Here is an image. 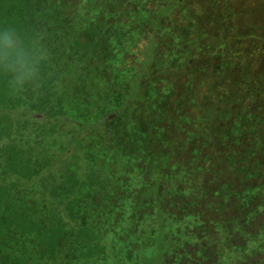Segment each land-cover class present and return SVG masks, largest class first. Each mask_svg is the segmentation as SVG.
Listing matches in <instances>:
<instances>
[{
  "label": "trees",
  "instance_id": "16d2710c",
  "mask_svg": "<svg viewBox=\"0 0 264 264\" xmlns=\"http://www.w3.org/2000/svg\"><path fill=\"white\" fill-rule=\"evenodd\" d=\"M245 1L238 0V8ZM229 2L0 0V28L14 27L17 43L27 41L40 59L36 79L20 91L9 90L0 59V147L11 145L13 154L26 156L34 169L24 174L25 185L37 187L38 196H51L44 220L37 211L44 205L36 208L25 197L20 200L23 181L11 185L14 191L6 199L0 191V229L5 228L0 252L12 259L3 263L99 264L101 257L95 262L93 255L104 249L112 230L137 232L147 219L152 226L166 220L161 217L193 218L206 236L215 234L217 225L247 223L248 212L260 203L256 198L244 207L247 190L264 182L247 174L253 168L252 142L264 137V30L257 37L260 57L252 58L251 41L246 43L242 32L236 38L219 35L220 44L212 45L208 31L197 27L209 13L228 12ZM169 9L179 23L171 15L163 24L173 23L172 34L158 31L172 42L182 33L183 45L174 46L193 47L181 70L167 68L155 78L158 105L151 107L146 94L128 104L104 102L102 91L111 97L119 88L114 82L101 90L95 66L108 48L93 26L123 28L139 19L132 26L140 27L145 22L140 14L154 18ZM155 26L151 20L150 27ZM140 47L139 58L145 49ZM194 48L204 51L196 55ZM116 51L122 50L106 53ZM34 113L49 120L41 124ZM247 115H252L254 130L235 136V126L246 125ZM70 125L76 129L68 138ZM62 136L67 150L47 142ZM257 157L264 164V147ZM45 168L49 173H43ZM2 174L18 173L6 169ZM115 236L121 239L119 233Z\"/></svg>",
  "mask_w": 264,
  "mask_h": 264
},
{
  "label": "rangeland",
  "instance_id": "374dc122",
  "mask_svg": "<svg viewBox=\"0 0 264 264\" xmlns=\"http://www.w3.org/2000/svg\"><path fill=\"white\" fill-rule=\"evenodd\" d=\"M237 2L238 0H230L228 12L223 10L209 13L197 26L198 30L202 26L208 31L212 45L220 44L221 41L218 42L219 35L235 36L234 38H236L242 32L245 37L249 36L250 31L247 30L249 29V23H251L250 19L254 15L248 13L246 15L247 18L244 11L242 12L240 7L238 8ZM174 12L171 9L167 12L162 10L154 18L146 17L148 14H140L142 18L145 17L146 22L143 25L141 24L140 27L132 26L133 23L138 24L139 19H132L133 23L123 28L117 24L114 26L113 24L108 25V23H99V25L93 26L96 27L93 32H95L97 39L100 41L101 38H104L107 44L103 47L108 48L99 54V65L95 66V70L98 73L97 79L100 82L99 84L103 86L101 90L106 88V84H114V82L118 83L117 87L119 88V91L111 95V97L106 91H102V100L104 102L117 103L123 100L122 102L128 104L138 95L146 94L151 107L158 105L159 88L156 86V81L161 77L160 74L167 68L181 70L192 54V43L188 46L189 49H184L182 46H174V44H182L184 42L182 33L177 34V37L173 36V42L165 36V34H172L173 29L170 28V25L173 23L164 25L163 22L166 17L169 18ZM106 15L111 16L110 13ZM172 17L179 23L178 16L172 15ZM257 19L259 22H264V12ZM151 20L156 23L157 27H150ZM146 25H149V27H146ZM73 27L74 25L71 26V30L74 29ZM157 28L159 30L163 28L165 34L158 31ZM145 40L146 44L143 43V46L140 47V44ZM139 47L145 48L141 58L137 55L141 54ZM118 48L122 51H116L117 53L114 52V54L106 53ZM136 48L137 50H135ZM194 50L196 55L204 51L197 48H194ZM86 66L89 69L93 68L90 63H87ZM208 71H212V66H208ZM157 76L159 78L155 80ZM144 86L145 88H143ZM59 95L62 96V94ZM106 108H109V106L104 107V109ZM28 109L34 111L32 106H28ZM52 111L55 112V110ZM35 115L36 117L39 116L36 119H39L40 123L43 120L44 122L49 120L43 114L34 113L33 116ZM251 116H246L248 117L244 120L246 125L239 124L235 126L238 129V132H234L235 136L246 130H254L255 127L250 123L252 122L249 118ZM66 128L65 133L67 132V136L70 138L76 128L73 125ZM64 139V136L61 138L53 137L52 140L47 142L67 150L68 144L65 145L63 143ZM27 140L25 137L21 144L23 145ZM234 141L238 142L239 138H235ZM252 143L250 151L253 157H251L249 162L253 160V168L247 174L253 178L260 177V179H264V164L260 163L257 157L260 148L264 147V137ZM6 147V149L3 146L0 147V152H5L0 153V157L2 156L0 158V191L5 196L4 199H6V193L11 194L14 191L11 185L21 183L20 181H23V185H25L24 174L30 175L34 169L32 165H29L30 163L26 156L21 153L18 155L16 153L13 154L14 150L11 145ZM6 155H10L12 159L7 158ZM245 159L242 158L241 161L245 162ZM234 161L235 165H237V160L235 159ZM6 169L15 171L18 174L8 177L2 174ZM240 169L243 170V168ZM43 173H49V170L45 168ZM36 189L37 187H33V184L25 185L18 191V196L22 201L25 197L26 201L36 208L44 205L42 208H38L37 211H41V214L39 213L40 218L45 220V216L48 215L49 211V204H45L51 196L47 195L45 198L38 196ZM0 197L2 198L1 195ZM256 198L260 199V203L248 212L245 225L237 223L217 225L215 234L206 236L202 226L193 218L176 221L161 217L166 220L162 219L160 223L157 225L153 223L152 226H147L149 221L147 219V223L141 224L137 228V232H132L130 229L121 231V233L116 231V229L112 230L103 243L104 249H101L100 253H95L92 260L96 262L100 256L102 263L99 261V264H115L116 262L120 264H264V182L247 190V195L242 205L249 208ZM56 207L58 206H53L52 209ZM2 213L4 211L0 210V218L3 215ZM47 221H49V218ZM4 233L5 228L0 229V236L4 235ZM116 233L121 235L119 241L116 240ZM31 250L32 247L29 248V251ZM206 252L211 253L210 255L213 256L211 263L209 262L210 255H206ZM6 253L7 251L0 252V264H5L3 261L7 260L9 263L12 262V259ZM98 254L99 256L97 257Z\"/></svg>",
  "mask_w": 264,
  "mask_h": 264
},
{
  "label": "clouds",
  "instance_id": "9594fccd",
  "mask_svg": "<svg viewBox=\"0 0 264 264\" xmlns=\"http://www.w3.org/2000/svg\"><path fill=\"white\" fill-rule=\"evenodd\" d=\"M0 50L2 62L8 73L10 91H20L33 83L40 67L37 54L27 41L17 43V31L14 27L0 28Z\"/></svg>",
  "mask_w": 264,
  "mask_h": 264
},
{
  "label": "flooded vegetation",
  "instance_id": "af4514ba",
  "mask_svg": "<svg viewBox=\"0 0 264 264\" xmlns=\"http://www.w3.org/2000/svg\"><path fill=\"white\" fill-rule=\"evenodd\" d=\"M243 3L239 7H240V10L242 12L244 11L245 16L248 13H251L254 15L252 17V19H250L251 23H249V29L247 30V31H250L251 35L245 37V40H246V43L251 41L252 46L251 45L250 46H251V49L253 51V57L252 58H258V57H260L259 53L262 52V50H261L262 45L260 43V39L257 37L263 36V30L264 29H262V25H261L262 22H259L257 18L259 17V15L262 12H264V0H253L252 2H249L247 0ZM244 14H243V17H244ZM246 43H244V45Z\"/></svg>",
  "mask_w": 264,
  "mask_h": 264
}]
</instances>
